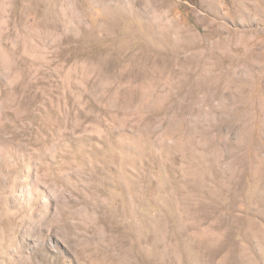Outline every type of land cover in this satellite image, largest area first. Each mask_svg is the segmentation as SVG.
<instances>
[{
	"label": "rangeland",
	"instance_id": "374dc122",
	"mask_svg": "<svg viewBox=\"0 0 264 264\" xmlns=\"http://www.w3.org/2000/svg\"><path fill=\"white\" fill-rule=\"evenodd\" d=\"M0 264H264V0H0Z\"/></svg>",
	"mask_w": 264,
	"mask_h": 264
}]
</instances>
